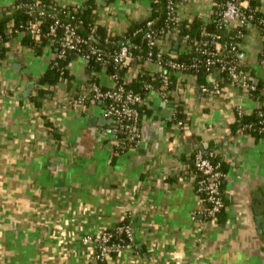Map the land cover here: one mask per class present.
Returning <instances> with one entry per match:
<instances>
[{"label":"crops","instance_id":"crops-1","mask_svg":"<svg viewBox=\"0 0 264 264\" xmlns=\"http://www.w3.org/2000/svg\"><path fill=\"white\" fill-rule=\"evenodd\" d=\"M14 1L0 0V9ZM96 1L100 22L118 34L147 15L138 0ZM255 1L264 14V0ZM189 10L188 19L204 8ZM11 47L0 66V264H264L258 227L264 230V139L233 135L230 128L233 111L250 114L264 101L226 84L213 105L196 80L175 73L176 81L191 85L187 96L171 97L188 112V129L169 124L172 103L152 95L139 146L122 151L115 123L102 116L104 104L83 99L88 71L82 61L71 64L74 80L61 82L37 110L29 96L54 52L48 46L37 58L19 39ZM263 50L260 31L248 26L238 60L258 77ZM100 83L108 86L109 75H101ZM198 149L217 151L226 168L225 208L214 222L204 216L193 177L181 170ZM126 219L139 250L97 261L95 247L83 238Z\"/></svg>","mask_w":264,"mask_h":264},{"label":"built area","instance_id":"built-area-1","mask_svg":"<svg viewBox=\"0 0 264 264\" xmlns=\"http://www.w3.org/2000/svg\"><path fill=\"white\" fill-rule=\"evenodd\" d=\"M107 4V0H104ZM132 1V0H131ZM134 1V0H133ZM147 6L148 19L144 29L137 31L134 35L140 34L142 40L146 42L147 53L145 55L146 70L157 73L160 77L161 84L154 87L148 84L146 88L149 90L148 98L140 92L128 90L125 87V77H134L135 70L129 71L123 80L118 73L108 74L106 71L107 59H112L120 67L126 68L132 61L136 59L134 55L135 44H127L119 50L107 53L103 49L91 45L89 40L81 36L76 27L71 23L62 26L64 35L60 40V54L54 53L52 60L57 57L62 58L69 51H75L78 56L76 59L82 61L87 67L91 60L100 63L103 66L101 75H109L110 83L108 86L94 84L92 87L93 95H87L86 100H90L93 104L103 103L102 116L106 120H112L116 125L115 137L117 148L119 150L128 148H136L141 141V127L139 125L140 109L149 104L152 95L161 99L164 103H172L171 120L176 116V105H180V99L171 101L174 92L187 94L191 93V85L187 82L176 81L175 83L167 74V69L178 75H190L197 82V76L188 72V66L178 61V56L182 52H186L185 43L189 41V35L178 36V26L187 20H193L195 17L188 19L187 12L192 6L203 7L201 13H197L203 22L202 30L198 41H196L195 51L200 57L205 59L203 67L206 68L208 85L201 88V92L206 96L208 103L215 105L223 96L220 89L217 74H226L228 85L239 92H243L251 96L256 90V84L259 78H264V50L259 58V70L261 77L252 75L251 71L245 69L244 65L238 60V50L241 41L232 45L231 48H225L221 41L223 39L221 30H235V38L243 40L245 33L243 28L254 25L264 39V18H257V13H263L261 8L256 4L251 6V1L255 0H138ZM162 2L164 5V17L160 25H157V18H153L152 5ZM52 7V6H51ZM50 7V8H51ZM208 8V9H207ZM56 10V7L51 8ZM129 9V8H128ZM44 16V14H41ZM214 24L216 30L209 31L207 26ZM60 25L59 20L55 19L50 29V34L55 36L57 27ZM38 34L40 29L32 31ZM180 40V43H175ZM178 48L175 49V46ZM51 48V46L49 45ZM85 48H87L85 50ZM142 58V56H139ZM51 60V61H52ZM190 64L192 68L197 69V65L201 62L197 59ZM165 70V73H164ZM264 95V88H263ZM252 99H254L251 96ZM258 100V99H257ZM264 101V98H259ZM182 101V100H181ZM238 114L242 115L243 111L239 109ZM183 121L178 125H182ZM264 131V121L263 129ZM118 133L123 134L122 140L118 139ZM221 156L217 151L209 152V156L199 149L197 150L193 165L190 171L181 168L182 172H189L193 177L194 189L201 196V202L206 203L203 206L204 216L207 221L214 222L224 207L221 194V184L226 177L225 171L222 169L221 161L213 162L212 158ZM124 235L129 241H133V229L130 224L116 226L107 231L96 233L95 235H87L83 241L92 244L95 247L97 261L103 262L107 257L119 254L120 252L131 249L130 245L124 244L119 236Z\"/></svg>","mask_w":264,"mask_h":264},{"label":"trees","instance_id":"trees-1","mask_svg":"<svg viewBox=\"0 0 264 264\" xmlns=\"http://www.w3.org/2000/svg\"><path fill=\"white\" fill-rule=\"evenodd\" d=\"M114 0H107V4L113 2ZM215 1V0H212ZM256 1H251V6H255ZM52 6V7H51ZM56 7V10L51 8ZM153 8V18H157V25H160L164 17V5L162 2L152 5ZM44 14L42 16L41 14ZM263 17V13H257V18ZM55 19L59 20L60 25L57 27L55 36L50 34V29L55 22ZM148 19H140L138 21H132L127 31L124 33H115L107 25L100 22L99 16V4L96 0H85L81 6H63L59 4L57 0H15L12 5L3 7L0 9V66L7 60L8 53L11 50V42L14 39H19L20 46L22 48H27L33 52L34 56L39 58L45 53L46 48L50 45L51 50L54 53L60 54L61 46L60 40L64 35V30L62 26L64 24L71 23L74 25L78 33L85 39L89 40L91 45L99 47L111 53L112 51L119 50L122 46L127 44H135L134 55L136 59L132 61L126 68L120 67L112 59H107L106 71L108 74L118 73L121 80L125 79V87L128 90L140 92L145 98L149 96V90L146 88L148 84L154 87H159L161 84L160 77L157 73L150 72L146 70L145 55L147 53L146 42L142 40V36L138 33L134 35L137 31L145 28ZM203 22L199 17H195L193 20H187L181 23L176 29L178 36L182 37L189 35L190 39L185 43L186 52H182L178 56V61L185 63L189 68L188 72L190 74H195L197 76V85L200 87L208 85L207 81V71L203 67L205 59L200 57L195 51L196 41H198L200 36V31L202 30ZM40 29L38 34H34L32 31L35 29ZM209 31L216 30L214 24H209L207 26ZM242 31L246 34L248 31V26L243 28ZM235 30H221L223 39L221 41L225 48H231L232 45L240 42L241 39L235 38ZM182 42L180 40L175 43ZM264 42V39H263ZM87 48H85L86 50ZM78 54L75 51H69L65 57L52 60L44 73L35 82V91L29 96V100L33 103L37 110H39L44 99L51 96L57 89L61 82L74 80V75L70 71L72 62L77 58ZM139 56H142V58ZM197 59L201 64L197 65V69L192 68L190 64H193L194 60ZM245 69H248L245 67ZM103 70V66L91 60L87 65L88 79L86 80V91L87 95L92 96V87L94 84H100V74ZM135 70L134 77H125L129 71ZM165 73V70H164ZM167 74L170 75L173 82H176L175 74L167 69ZM251 74L256 75L254 71ZM125 77V78H124ZM218 80L220 84V89L222 94L225 91V85L228 84L226 74L219 73ZM124 78V79H123ZM264 88V78H259L256 84L255 92L251 93V96L255 99L264 98L263 95ZM203 95V94H202ZM205 96V95H204ZM206 98V96H205ZM90 102V100H88ZM86 101V104L89 102ZM176 116L170 123H176L183 121L182 125H179L181 131L187 130L186 121L189 120L188 112L181 105H176ZM236 120L230 126L231 133L233 135L238 132L249 134L255 138L256 141L264 139L263 121H264V107L253 111L250 114H238L237 111H233ZM151 111L148 109L147 105H144L140 109V120L139 125L141 127L144 116H149ZM50 131L54 133V126L46 122ZM57 135L56 133H54ZM118 139L122 140L123 134L118 133ZM129 145H126L128 149ZM125 148V149H126ZM123 151V149H121ZM197 151L189 155V160L187 162L186 171H190L193 165V159ZM209 156V153H207ZM213 162L221 161L219 157L212 158ZM222 169L225 171V164L221 161ZM223 184V182H222ZM221 184V194L222 193ZM224 207L225 201L223 198ZM206 207V203L203 204ZM220 212V214H221ZM130 222L126 219L122 221L118 226L128 225ZM124 242V244L130 245L136 251L139 250L135 241H129L124 235L119 236Z\"/></svg>","mask_w":264,"mask_h":264},{"label":"water","instance_id":"water-1","mask_svg":"<svg viewBox=\"0 0 264 264\" xmlns=\"http://www.w3.org/2000/svg\"><path fill=\"white\" fill-rule=\"evenodd\" d=\"M178 48V45H176L175 46V49H177ZM33 87V83H30L29 85H28V90L26 91V96H28V92L31 90V88ZM110 122H113L112 120L110 121ZM262 219L263 218H260V219H258L259 221H262ZM258 227H259V229H260V234H262L263 232H264V230H263V225L262 224H260V225H258Z\"/></svg>","mask_w":264,"mask_h":264}]
</instances>
